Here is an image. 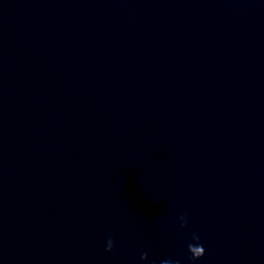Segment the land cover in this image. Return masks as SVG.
Segmentation results:
<instances>
[{
  "label": "water",
  "instance_id": "water-1",
  "mask_svg": "<svg viewBox=\"0 0 264 264\" xmlns=\"http://www.w3.org/2000/svg\"><path fill=\"white\" fill-rule=\"evenodd\" d=\"M162 260L264 264V0H0V264Z\"/></svg>",
  "mask_w": 264,
  "mask_h": 264
},
{
  "label": "clouds",
  "instance_id": "clouds-1",
  "mask_svg": "<svg viewBox=\"0 0 264 264\" xmlns=\"http://www.w3.org/2000/svg\"><path fill=\"white\" fill-rule=\"evenodd\" d=\"M180 219L183 221V225H181V227H183L184 225L187 224L188 220L187 217L185 215H180ZM114 246V240L112 238L111 235L108 236L107 238V243H106V250L107 251H111L113 249ZM202 248L204 249L203 254L199 257H202L205 254V247L201 244ZM147 257V253L142 254L141 259H145ZM199 257H195V258H199ZM160 264H179V262H173L172 260H162L160 262Z\"/></svg>",
  "mask_w": 264,
  "mask_h": 264
}]
</instances>
